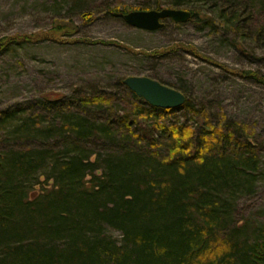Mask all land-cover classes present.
<instances>
[{
	"label": "trees",
	"instance_id": "obj_1",
	"mask_svg": "<svg viewBox=\"0 0 264 264\" xmlns=\"http://www.w3.org/2000/svg\"><path fill=\"white\" fill-rule=\"evenodd\" d=\"M212 1L171 0L170 7L190 5L188 22L214 27L219 20L238 31L236 11L203 16L193 4ZM26 43L0 38V55ZM239 75L264 85L262 73ZM177 90L187 100L175 109L128 91L124 111L113 94L46 97L1 111L0 264H264V220L234 214L237 193L259 171L256 131L224 114L213 123L210 110Z\"/></svg>",
	"mask_w": 264,
	"mask_h": 264
},
{
	"label": "rangeland",
	"instance_id": "obj_2",
	"mask_svg": "<svg viewBox=\"0 0 264 264\" xmlns=\"http://www.w3.org/2000/svg\"><path fill=\"white\" fill-rule=\"evenodd\" d=\"M170 1L162 0L161 8H172ZM193 4L203 16L218 14L219 9L226 15L236 11L240 29L224 27L219 20L214 27L165 20L163 28L146 31L107 12L116 5L154 9L156 0H0V38L28 40L0 55V112L18 104L33 107L46 97L73 102L81 95L97 94L116 95L118 108L128 110L130 90L123 81L129 76L183 89L198 107L210 110L213 123L224 114L227 120L255 129L259 171L252 184L237 193L234 214L236 219L259 222L264 220V85L239 73L264 74V0ZM85 13L91 14L89 21L84 20ZM58 26L67 28L65 33ZM246 31L250 35L241 39ZM171 48L167 57L150 56ZM178 116L182 123L194 124L183 113ZM108 233L121 237L114 229Z\"/></svg>",
	"mask_w": 264,
	"mask_h": 264
},
{
	"label": "water",
	"instance_id": "obj_3",
	"mask_svg": "<svg viewBox=\"0 0 264 264\" xmlns=\"http://www.w3.org/2000/svg\"><path fill=\"white\" fill-rule=\"evenodd\" d=\"M191 17V11L182 8L136 10L123 15L129 25L146 31L163 28L165 20H172L180 24L188 22ZM124 84L130 91L153 107L175 109L183 106L187 100V96L181 91L150 77L129 76L124 80Z\"/></svg>",
	"mask_w": 264,
	"mask_h": 264
}]
</instances>
